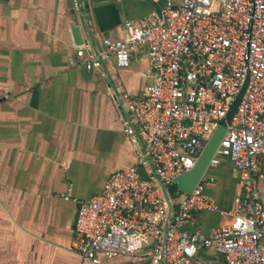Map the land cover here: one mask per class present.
<instances>
[{"label": "built area", "instance_id": "built-area-1", "mask_svg": "<svg viewBox=\"0 0 264 264\" xmlns=\"http://www.w3.org/2000/svg\"><path fill=\"white\" fill-rule=\"evenodd\" d=\"M156 11L126 20V38L84 43L69 66L100 70L114 60L131 65L140 48L150 83L123 95L119 120L136 163L113 172L103 189L76 199L70 248L100 263L146 253L145 264H264V202L257 175L264 174V0H149ZM249 76L246 90L212 164L228 158L238 184L228 212L218 208L202 182L172 195L169 212L161 184L193 167L214 129ZM1 101V97H0ZM65 198H69L65 195ZM196 211H218L228 221L209 235L183 227ZM202 250L214 256L205 259Z\"/></svg>", "mask_w": 264, "mask_h": 264}, {"label": "crops", "instance_id": "crops-1", "mask_svg": "<svg viewBox=\"0 0 264 264\" xmlns=\"http://www.w3.org/2000/svg\"><path fill=\"white\" fill-rule=\"evenodd\" d=\"M0 0V264H145L146 253L100 263L70 248L76 199L99 193L113 172L136 163L119 120L123 95L142 94L147 57L135 49L131 65L114 60L100 70L69 66L76 47L71 24L84 43L126 38V20L159 9L149 0ZM228 212L238 172L221 157L202 182ZM264 202V174L257 175ZM68 195L69 198H65ZM218 211H196L184 225L209 235L228 221ZM200 256L210 259L211 250Z\"/></svg>", "mask_w": 264, "mask_h": 264}, {"label": "water", "instance_id": "water-1", "mask_svg": "<svg viewBox=\"0 0 264 264\" xmlns=\"http://www.w3.org/2000/svg\"><path fill=\"white\" fill-rule=\"evenodd\" d=\"M67 7L71 10H75V1L74 0H66ZM71 31L73 33L74 41L77 46H81L84 44V40L81 37L80 27L72 21L71 24ZM249 76L247 75L242 86L240 87L239 91L235 95L234 99L232 100L228 111L226 113L225 119L223 123H220L212 132L210 137L205 142L204 146L200 150L199 154L197 155L196 161L189 170L177 175L174 178V183L179 191L182 193L190 194L195 187L204 181L205 177L208 174V171L213 164L211 160L213 159L216 151L218 150L221 141L227 131V124H229L233 118V115L236 111L238 103L240 102L246 87L248 85ZM164 199L167 203L169 212L172 211L173 205L170 199L169 191L167 187L161 184Z\"/></svg>", "mask_w": 264, "mask_h": 264}, {"label": "trees", "instance_id": "trees-1", "mask_svg": "<svg viewBox=\"0 0 264 264\" xmlns=\"http://www.w3.org/2000/svg\"><path fill=\"white\" fill-rule=\"evenodd\" d=\"M172 185L175 187V190H176V191H175V190H172V188H171ZM169 192H170L172 195H175V194H177V193H179V192H181V191H179V190L177 189L175 183L173 182V183L169 186Z\"/></svg>", "mask_w": 264, "mask_h": 264}, {"label": "rangeland", "instance_id": "rangeland-1", "mask_svg": "<svg viewBox=\"0 0 264 264\" xmlns=\"http://www.w3.org/2000/svg\"><path fill=\"white\" fill-rule=\"evenodd\" d=\"M171 188H172V190H175V187H174L173 185L171 186ZM175 191H176V190H175Z\"/></svg>", "mask_w": 264, "mask_h": 264}]
</instances>
